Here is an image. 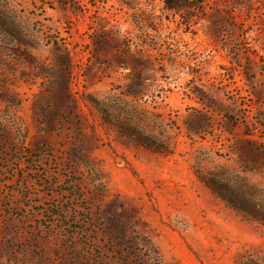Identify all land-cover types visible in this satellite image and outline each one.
<instances>
[{
	"label": "rangeland",
	"instance_id": "374dc122",
	"mask_svg": "<svg viewBox=\"0 0 264 264\" xmlns=\"http://www.w3.org/2000/svg\"><path fill=\"white\" fill-rule=\"evenodd\" d=\"M0 264H264V0H0Z\"/></svg>",
	"mask_w": 264,
	"mask_h": 264
},
{
	"label": "trees",
	"instance_id": "16d2710c",
	"mask_svg": "<svg viewBox=\"0 0 264 264\" xmlns=\"http://www.w3.org/2000/svg\"><path fill=\"white\" fill-rule=\"evenodd\" d=\"M69 105H72V104H70V102L68 103Z\"/></svg>",
	"mask_w": 264,
	"mask_h": 264
}]
</instances>
